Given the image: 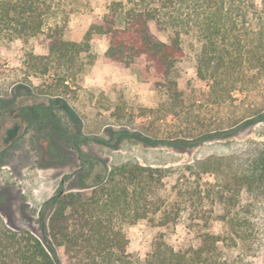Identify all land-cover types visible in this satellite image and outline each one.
Segmentation results:
<instances>
[{
  "label": "rangeland",
  "instance_id": "374dc122",
  "mask_svg": "<svg viewBox=\"0 0 264 264\" xmlns=\"http://www.w3.org/2000/svg\"><path fill=\"white\" fill-rule=\"evenodd\" d=\"M53 1L59 11L50 24L60 22L64 27L61 37L80 42L112 2L124 0ZM256 1L261 4L262 0ZM150 30L167 41L155 22L150 23ZM48 36L47 30L34 38L10 41L0 34V217L4 224L40 235L52 212L44 204L61 189L75 191L76 185L89 184L113 167L139 164L169 170L165 179L168 192L181 179L184 200H192L193 205H187L176 224L161 226L157 216L126 226L127 253L135 260L144 261L159 240L175 250L190 251L200 245L203 232L226 235L230 227L223 218L238 213L257 223L247 232L255 233L252 246H262L260 255L252 259L250 245L245 243L242 264L251 260L264 264V190L253 198L236 179L254 150L264 144V120L233 136L200 139L264 111L263 69L236 72V78L246 81L245 87L222 99L197 77L198 43L194 36H183L185 57L177 79L181 96L170 99L154 82H143L132 69L108 59V41L100 37L92 41L90 54L83 55L88 65L78 84L68 78L67 87L55 91L57 76L64 72L51 60L39 59L49 53ZM46 65L50 73L43 75ZM57 98L75 112L79 124L56 110L63 105L52 104V100H60ZM37 104L53 106L57 118L38 112L34 119L26 111ZM58 119L69 134H80L78 142L54 127ZM120 132L163 143L151 146L124 137L117 144L114 134ZM171 141L195 144L177 148L167 145ZM188 167L200 174L207 169L211 173L201 174L198 180ZM197 182L199 187L195 188ZM238 252L231 243L224 256L233 264ZM57 253L66 264L64 249L57 248Z\"/></svg>",
  "mask_w": 264,
  "mask_h": 264
},
{
  "label": "trees",
  "instance_id": "16d2710c",
  "mask_svg": "<svg viewBox=\"0 0 264 264\" xmlns=\"http://www.w3.org/2000/svg\"><path fill=\"white\" fill-rule=\"evenodd\" d=\"M58 11L53 0H0V34L10 41L34 38L48 30L49 53L39 59L51 60L64 72L57 76L55 91L67 87L68 78L78 84L88 65L83 55L90 54L92 41L100 37L108 41L105 53L108 59L132 69L139 80L154 82L156 89L165 91L170 99L178 100L181 96L177 79L179 64L185 57L183 36H194L198 43L195 55L197 77L210 92L220 94L222 99L225 95L232 97L233 92H241L245 87L246 81L236 78V72L244 73L247 68L257 67L264 71V0L261 4L256 0L112 2L101 21L92 24L80 42L64 40L61 37L64 27L60 22L50 24V20L58 16ZM151 22L167 35V41L151 32ZM30 58L38 59L36 56ZM41 71V74L48 75L49 66ZM57 99L60 100H52V104L63 105L56 110L72 123L79 124L75 112L61 98ZM53 109L51 105L37 104L26 112L34 119L39 116L38 112H48L46 117L53 115L57 118ZM263 120L264 111L239 120L230 129L200 139L233 136ZM53 125L66 138L79 141L80 134H69L60 119ZM114 135L117 144L124 137L151 146L163 143L137 133ZM192 144L195 143L167 142L177 148ZM188 169L198 180L201 174L211 173L209 169L201 174L193 167ZM168 173L167 169L124 164L104 171L89 184L76 185L75 191L61 189L44 204V207H51L52 212L48 222L42 224L40 235L12 229L0 217V264H64L57 248L64 249L66 264H231L224 256L231 243L239 250L232 259L233 264L244 261L241 253L245 243L250 245L252 259L260 255L262 246H252L256 241L255 233L247 232L257 223L238 213L223 218L230 227L229 233L203 232L200 245L190 251L175 250L159 240L152 245L144 261L135 260L128 254L126 226L157 216L161 226L176 224L187 205H193L192 200H184L186 193L182 192L181 179L169 192L166 190ZM236 179L253 198L264 190V144L254 150ZM198 187L197 182L195 188ZM247 264H253V261Z\"/></svg>",
  "mask_w": 264,
  "mask_h": 264
}]
</instances>
